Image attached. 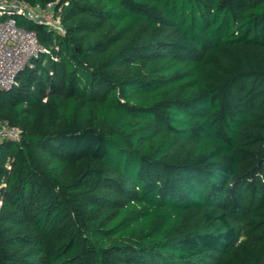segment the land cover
<instances>
[{
	"label": "trees",
	"instance_id": "16d2710c",
	"mask_svg": "<svg viewBox=\"0 0 264 264\" xmlns=\"http://www.w3.org/2000/svg\"><path fill=\"white\" fill-rule=\"evenodd\" d=\"M22 1L0 264H264V0Z\"/></svg>",
	"mask_w": 264,
	"mask_h": 264
},
{
	"label": "built area",
	"instance_id": "2783aa9c",
	"mask_svg": "<svg viewBox=\"0 0 264 264\" xmlns=\"http://www.w3.org/2000/svg\"><path fill=\"white\" fill-rule=\"evenodd\" d=\"M12 14L44 24L58 33L64 32L54 3L41 8L22 0H0V88L5 90L16 85L17 75L22 69L33 67L34 59L47 52L37 33L19 25ZM20 136L17 126L0 118V140H19Z\"/></svg>",
	"mask_w": 264,
	"mask_h": 264
}]
</instances>
